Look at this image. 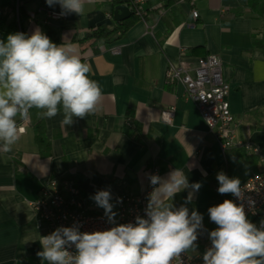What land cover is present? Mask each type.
<instances>
[{"label":"crops","instance_id":"crops-1","mask_svg":"<svg viewBox=\"0 0 264 264\" xmlns=\"http://www.w3.org/2000/svg\"><path fill=\"white\" fill-rule=\"evenodd\" d=\"M110 1L86 0L83 16L54 19L60 6L49 7L45 0H18L17 9V0H0V40L16 32L30 35L37 27L50 32L52 42L76 48L103 93L100 110L74 118L70 126H61L62 113L41 119L31 110V119L20 122L26 132L12 152H0V264H41L36 253L42 250L44 229L38 228L31 203L52 178L72 182L87 201L95 202L83 183L110 190L115 205L119 195L146 189L152 167L161 177L183 169L190 184L202 187L190 203L185 204L189 190L177 193L173 203L201 213L204 229L198 236L209 238L217 227L209 207L232 196L218 193L217 174L229 177L232 164V177L241 184L264 171V163L242 148L222 151L184 86L166 80L171 64L185 60L193 65L215 56L229 84L234 141L264 148V13H259L264 0H254L252 7L249 0H197V19L187 3L152 0L144 7V21L134 22L121 36L113 32L109 39L80 42L89 30L113 29L131 19L115 22ZM158 1L162 14L152 9ZM171 107L174 116L165 123L161 112ZM250 221L259 227L264 215Z\"/></svg>","mask_w":264,"mask_h":264},{"label":"clouds","instance_id":"clouds-1","mask_svg":"<svg viewBox=\"0 0 264 264\" xmlns=\"http://www.w3.org/2000/svg\"><path fill=\"white\" fill-rule=\"evenodd\" d=\"M45 2L60 6L58 18L85 14L86 0ZM90 71L72 44L57 45L38 27L30 35L16 32L0 40V152H12L26 132L20 122L30 120L33 109L41 119L62 113V127L98 112L103 93ZM148 179L153 190L145 216L117 224L111 191L98 190L90 198L115 226L82 232L81 225L74 224L40 236L42 250L36 255L41 264H175L177 260L182 264V254L198 247L203 215L195 209L190 213L185 205L177 208L173 200L177 193L189 190L185 204L190 203L202 183L190 184L179 168L166 177L148 174ZM216 179L219 194L243 199L238 178L219 172ZM208 215L217 227L208 233L211 246L203 254V264H264V221L257 227L247 218L243 204L229 199L209 207Z\"/></svg>","mask_w":264,"mask_h":264},{"label":"built area","instance_id":"built-area-1","mask_svg":"<svg viewBox=\"0 0 264 264\" xmlns=\"http://www.w3.org/2000/svg\"><path fill=\"white\" fill-rule=\"evenodd\" d=\"M152 0H128V7L133 16L144 21V7ZM175 3H187L193 19L198 18L194 3L197 0H169ZM18 8V0L16 9ZM152 9L159 14L164 13L162 1H158ZM57 19L58 16L51 15ZM166 80L171 83H180L185 88L186 95L193 100L196 109L204 120L208 132L215 138L218 146L225 151L229 148H242L249 155L264 163V148L251 144H242L234 141L232 126L235 123L230 111L227 96L229 84L223 79L220 61L215 56H207L196 60L195 64L183 60L180 64L169 65L166 70ZM174 107L161 112V120L170 123L174 116ZM150 174L159 175L158 168L152 167ZM243 199L231 196L235 203L243 204L247 218L256 219L264 215V171L249 176L241 183ZM150 182L146 189L138 195L121 194L122 202L116 205V223L126 224L135 222L136 216H145L148 194L152 191ZM37 218L38 228L44 229V236L52 233L60 226L70 227L81 225L80 231L93 232L107 230L115 225L107 222L106 217L98 212V206L93 201L81 197L77 187L68 180L52 178L44 184L37 198L31 203ZM211 246L208 239L202 252L196 254H182V264H203V254ZM70 251H75L74 248ZM175 264H180L177 260Z\"/></svg>","mask_w":264,"mask_h":264},{"label":"trees","instance_id":"trees-1","mask_svg":"<svg viewBox=\"0 0 264 264\" xmlns=\"http://www.w3.org/2000/svg\"><path fill=\"white\" fill-rule=\"evenodd\" d=\"M254 4V0H249V6L252 7ZM112 7L114 8L117 5H127L128 6V1L127 0H111L110 1ZM4 8V7H3ZM0 7V11L3 9ZM21 11H19V18L21 20ZM259 13L263 14L264 13V2L261 4V6L259 7ZM139 19L136 16H132L131 19L118 24L117 26H115L113 29H109L107 26H100L97 27L95 29L89 30L85 37L82 40H79L80 42H84V41H91V42H95L101 39H109V37L111 36V34L113 32L119 33V35L121 36L134 22L138 21ZM45 35L50 37V32L45 31L44 32ZM234 166H232V164H229V168H228V172H229V178H233L232 176L234 175ZM81 187L84 188L87 193L92 194L93 196L95 195V193L98 191L97 189L91 188L90 186H88L87 184H81ZM231 198V197H230ZM230 200V199H229ZM254 221H252L253 223Z\"/></svg>","mask_w":264,"mask_h":264},{"label":"water","instance_id":"water-1","mask_svg":"<svg viewBox=\"0 0 264 264\" xmlns=\"http://www.w3.org/2000/svg\"><path fill=\"white\" fill-rule=\"evenodd\" d=\"M132 16V12L127 5H117L113 9V20L117 23L123 22Z\"/></svg>","mask_w":264,"mask_h":264},{"label":"rangeland","instance_id":"rangeland-1","mask_svg":"<svg viewBox=\"0 0 264 264\" xmlns=\"http://www.w3.org/2000/svg\"><path fill=\"white\" fill-rule=\"evenodd\" d=\"M239 170H241V175H243V173H245L246 171H244V169L240 166ZM99 211L104 214V210L102 208H98ZM209 238H202L200 236H198V240L196 242V244L198 245V247L196 248L195 251H190L189 253L190 254H196L198 252H202L203 250V247H204V244L205 242L208 240Z\"/></svg>","mask_w":264,"mask_h":264}]
</instances>
